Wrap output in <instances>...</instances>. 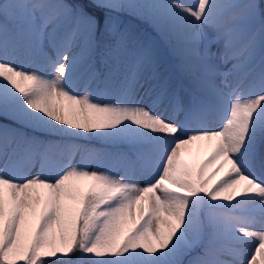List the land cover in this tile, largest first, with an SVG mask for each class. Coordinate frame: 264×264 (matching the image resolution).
I'll use <instances>...</instances> for the list:
<instances>
[{
	"label": "snow or ice",
	"instance_id": "snow-or-ice-1",
	"mask_svg": "<svg viewBox=\"0 0 264 264\" xmlns=\"http://www.w3.org/2000/svg\"><path fill=\"white\" fill-rule=\"evenodd\" d=\"M0 264H264V0H0Z\"/></svg>",
	"mask_w": 264,
	"mask_h": 264
},
{
	"label": "rangeland",
	"instance_id": "rangeland-1",
	"mask_svg": "<svg viewBox=\"0 0 264 264\" xmlns=\"http://www.w3.org/2000/svg\"><path fill=\"white\" fill-rule=\"evenodd\" d=\"M189 163H198L205 158V147L201 145L199 148L197 146H188L184 151V157ZM212 169H210L211 171ZM224 173L221 172L217 176V181L223 177Z\"/></svg>",
	"mask_w": 264,
	"mask_h": 264
},
{
	"label": "trees",
	"instance_id": "trees-1",
	"mask_svg": "<svg viewBox=\"0 0 264 264\" xmlns=\"http://www.w3.org/2000/svg\"><path fill=\"white\" fill-rule=\"evenodd\" d=\"M47 259L51 260V259H53V258H47Z\"/></svg>",
	"mask_w": 264,
	"mask_h": 264
}]
</instances>
